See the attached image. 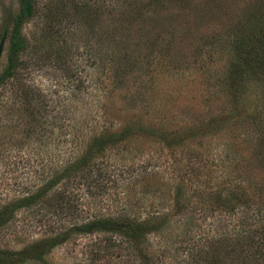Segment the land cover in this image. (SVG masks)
Wrapping results in <instances>:
<instances>
[{
  "label": "rangeland",
  "instance_id": "rangeland-1",
  "mask_svg": "<svg viewBox=\"0 0 264 264\" xmlns=\"http://www.w3.org/2000/svg\"><path fill=\"white\" fill-rule=\"evenodd\" d=\"M34 3L22 27L23 65L0 89V210H15L0 227V247L19 249L38 235V207L17 201L95 138L106 139L95 157L104 181L92 191L83 177L66 182L83 191L88 211L169 218L145 245L156 257L164 252L165 264H183L206 236L237 230L252 213L230 215L229 196L258 201L264 188V73L253 61L232 72L226 44L254 0H161L151 8L146 0ZM139 4L141 13L117 24ZM20 5L0 0V40L9 31L0 72ZM216 191L223 201L215 202ZM85 240L58 244L51 260L74 264L89 251Z\"/></svg>",
  "mask_w": 264,
  "mask_h": 264
},
{
  "label": "trees",
  "instance_id": "trees-1",
  "mask_svg": "<svg viewBox=\"0 0 264 264\" xmlns=\"http://www.w3.org/2000/svg\"><path fill=\"white\" fill-rule=\"evenodd\" d=\"M159 1L161 0H146V3L151 8L157 6ZM20 2V10L15 16L11 32L8 63L0 72V89L10 80L17 79L23 65L21 52L26 48L22 27L35 13L34 0ZM254 3L251 8L242 11V19L239 24H235L233 37L229 38L230 44H226V47L229 45L236 63L231 67L232 72L241 73L242 69L253 61V64L259 66L258 72L264 73V0H254ZM139 6L140 4L134 5L128 11H122L116 17L117 24L124 25L123 23L136 15V12L141 13L143 10ZM120 25H116L117 30ZM114 38V45L118 48L123 38L118 34ZM102 139H93L94 142L92 141L78 157L69 161L60 172H55L40 190L17 201L18 207H38L35 213L38 235L19 249L0 247V264H55L51 260L50 252L58 244L67 245L73 240L78 242L85 238L83 243L89 251L80 252L83 257L78 256L80 260L76 259L74 264H165L166 260L161 258L165 255L164 252L159 254L160 257H156V253H149L145 245L149 235L161 232L169 218L157 216L154 220L152 217L109 215L102 210L95 213L88 211L83 202H79L83 191H75L73 186L66 182V179L72 177H83L88 189L92 191L93 182L104 181L103 166L99 162L95 163V157L99 155L97 153L106 146V139ZM48 188L55 190L50 193V198H46L48 202H38ZM261 191L262 196L258 201L247 195L235 200L230 195L229 199L234 201V207L238 206L237 210L231 207L230 215L239 212L252 215L248 218L247 214L243 216L241 226L232 233L204 237L207 241H202L201 248L188 251L189 258L183 256V264H235L238 260L241 264H264V188H261ZM216 193L218 194L215 202L223 201V192ZM14 211L10 207L0 210V227L11 222ZM160 249L159 247L158 251Z\"/></svg>",
  "mask_w": 264,
  "mask_h": 264
},
{
  "label": "water",
  "instance_id": "water-1",
  "mask_svg": "<svg viewBox=\"0 0 264 264\" xmlns=\"http://www.w3.org/2000/svg\"><path fill=\"white\" fill-rule=\"evenodd\" d=\"M8 35H9V31L6 30L0 40V58L2 57V54L4 52V48H5V45H6V41L8 39Z\"/></svg>",
  "mask_w": 264,
  "mask_h": 264
}]
</instances>
